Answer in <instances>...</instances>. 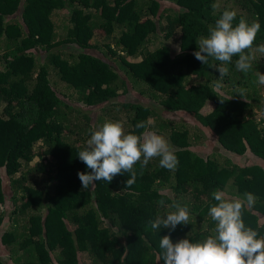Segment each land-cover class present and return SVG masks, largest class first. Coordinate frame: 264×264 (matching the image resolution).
Here are the masks:
<instances>
[{"label":"trees","instance_id":"16d2710c","mask_svg":"<svg viewBox=\"0 0 264 264\" xmlns=\"http://www.w3.org/2000/svg\"><path fill=\"white\" fill-rule=\"evenodd\" d=\"M230 1L213 11L216 0H0V264H163L159 241L169 229L147 222L175 200L191 221L171 232L173 242H202L215 235L208 208L216 189L229 199L253 193L244 220L264 236V85L256 82L264 56L254 53L248 74L234 57L216 90L219 62L193 55L225 9L237 11L234 24L258 20L255 46L264 43V0ZM128 82L146 103L113 102ZM179 113L254 160L197 153V134ZM106 121L163 135L176 168L154 158L135 166L131 187L124 173L83 189L78 172L90 170L77 155Z\"/></svg>","mask_w":264,"mask_h":264},{"label":"clouds","instance_id":"9594fccd","mask_svg":"<svg viewBox=\"0 0 264 264\" xmlns=\"http://www.w3.org/2000/svg\"><path fill=\"white\" fill-rule=\"evenodd\" d=\"M213 11L217 4L211 5ZM237 11L225 9L213 26L208 28V35L199 37L198 50L194 57L202 64L209 60L217 61L212 65L219 72V79L214 82L216 90L223 88V78L229 74L228 65L233 63L237 71L248 74L253 71L255 52L264 54V43L255 46V41L261 31L258 20L249 22L241 17L238 23ZM255 46V48H254ZM256 82L264 85V74L256 71ZM246 89H237V94L243 97ZM152 121H139L136 129H147ZM87 147L79 151L78 157L88 172H78L83 189L95 182L103 180L111 183L117 175L129 174L126 181L131 187L137 178L135 166L139 163L146 166L150 160L159 158V165L168 170H174L178 164L173 146L163 135L155 131H143L139 134L126 132L120 121H106L98 130H90ZM215 203L208 208V216L215 222V235H209L202 242H192L180 239L173 242L171 232L178 225H188L191 212L187 205L173 200L167 207L170 209L164 216L157 215L149 220L147 225L158 232L161 227L169 229L159 241L163 264H264V236L247 226L244 211L256 203V197L251 192L244 193L243 198L229 199L220 189L212 192ZM160 207H165V200L157 201Z\"/></svg>","mask_w":264,"mask_h":264},{"label":"rangeland","instance_id":"374dc122","mask_svg":"<svg viewBox=\"0 0 264 264\" xmlns=\"http://www.w3.org/2000/svg\"><path fill=\"white\" fill-rule=\"evenodd\" d=\"M230 0H216V4L218 5V7H221L222 5H224L225 3H230ZM167 42L172 46L175 47L176 45L172 42V40H167ZM262 56H264V54H262ZM264 58V57H261ZM128 86L129 88L127 89L126 92H120L114 99L113 102H121V101H141L143 103H146L144 101H147V98H143L142 96H140L139 94H137L131 87L130 84L128 82ZM264 91V90H263ZM106 104V103H102ZM100 106L99 105H95L94 107L90 108V112L92 114V116H95L99 110H100ZM160 111V109L158 110ZM163 114H166L164 111H162ZM172 114H170L171 116ZM174 116V115H173ZM176 116H180L181 119L185 120L188 127L196 132L197 137H195V139H192V144L191 147L199 154L201 155H216L217 158H219V160L224 161L225 159L229 158L231 161H248L251 162L254 159L252 158L251 155H247V154H243L240 156H236L233 153L223 149L220 144L218 143V141L215 139V137L213 135H211L207 130H205L204 128L200 127V125L197 124V122L191 117H187L185 115H183L182 113L176 114ZM125 119V117H124ZM123 119V120H124ZM258 160V159H257ZM168 191V190H167ZM2 228H0V233H1ZM5 252H6V248L1 246L0 247V254L3 257V259H6L5 257ZM84 255H86L84 253Z\"/></svg>","mask_w":264,"mask_h":264}]
</instances>
